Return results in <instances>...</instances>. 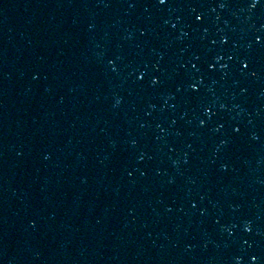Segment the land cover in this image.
<instances>
[{"label": "water", "instance_id": "1", "mask_svg": "<svg viewBox=\"0 0 264 264\" xmlns=\"http://www.w3.org/2000/svg\"><path fill=\"white\" fill-rule=\"evenodd\" d=\"M0 264H264V0H0Z\"/></svg>", "mask_w": 264, "mask_h": 264}]
</instances>
